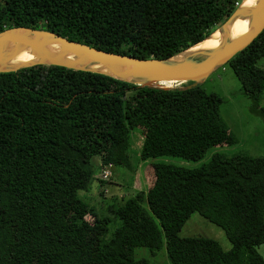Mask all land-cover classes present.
<instances>
[{
    "label": "trees",
    "instance_id": "1",
    "mask_svg": "<svg viewBox=\"0 0 264 264\" xmlns=\"http://www.w3.org/2000/svg\"><path fill=\"white\" fill-rule=\"evenodd\" d=\"M237 1L0 0V32L45 30L107 53L165 59L213 32ZM262 58L264 30L225 65L264 121ZM221 104L200 85L140 88L55 66L0 74V264H149L137 248L152 256L164 248L170 264H264V156L215 153L194 169L154 162H196L235 145ZM134 130L139 159L151 160L146 188L98 214L78 193L104 186L95 176L106 167L130 168ZM194 213L222 229L230 249L180 236Z\"/></svg>",
    "mask_w": 264,
    "mask_h": 264
},
{
    "label": "water",
    "instance_id": "2",
    "mask_svg": "<svg viewBox=\"0 0 264 264\" xmlns=\"http://www.w3.org/2000/svg\"><path fill=\"white\" fill-rule=\"evenodd\" d=\"M238 20L247 22L242 34H234ZM263 30L264 0H241L229 17L201 41L165 59L140 60L72 42L49 31L14 27L0 32V74L55 66L140 88L187 90L203 84ZM211 39L217 40L215 46L206 45ZM167 83L171 86H165Z\"/></svg>",
    "mask_w": 264,
    "mask_h": 264
},
{
    "label": "rangeland",
    "instance_id": "3",
    "mask_svg": "<svg viewBox=\"0 0 264 264\" xmlns=\"http://www.w3.org/2000/svg\"><path fill=\"white\" fill-rule=\"evenodd\" d=\"M257 66L264 69V58L258 62ZM200 88L206 93H215L222 98L220 114L228 129L235 136L236 144L230 147L211 148L201 160L196 162H188L176 157H159L154 162H163L194 169L207 163L215 153L224 157H231L235 154H243L250 157L264 156V121L250 113L251 101L242 94L241 85L230 67L224 65L219 68L200 85ZM261 104H264V93ZM140 136L139 131L134 130L129 137V147L126 150V155L131 164L130 168L119 167L113 169L109 173L104 186L94 181L88 192L82 194L81 192L84 191H80L78 193L79 198L83 201L86 199L87 204L94 207L98 214L109 205L118 206L122 204L124 198L134 196L138 190H145L144 169L151 160L141 161L139 159ZM93 164L97 166L98 161ZM100 173L98 172L95 176V180L104 179ZM144 208L146 209L145 205ZM118 226L119 221L117 220L110 224L106 237ZM179 235L182 237L210 238L217 241L224 250H228L231 247L222 229L196 213L192 214L188 219ZM257 251L264 258V244L259 246ZM135 255L138 259H147L149 264H170L164 248L157 252L155 256H152L145 248H137Z\"/></svg>",
    "mask_w": 264,
    "mask_h": 264
},
{
    "label": "bare ground",
    "instance_id": "4",
    "mask_svg": "<svg viewBox=\"0 0 264 264\" xmlns=\"http://www.w3.org/2000/svg\"><path fill=\"white\" fill-rule=\"evenodd\" d=\"M250 0H246V2L248 3ZM247 28V22H245L244 20H238L235 24H234V34H242ZM217 44V40L216 39H211L210 41H208L206 43L207 46H215Z\"/></svg>",
    "mask_w": 264,
    "mask_h": 264
},
{
    "label": "clouds",
    "instance_id": "5",
    "mask_svg": "<svg viewBox=\"0 0 264 264\" xmlns=\"http://www.w3.org/2000/svg\"><path fill=\"white\" fill-rule=\"evenodd\" d=\"M241 2V1H240ZM239 2V3H240ZM239 3H238V1L237 2H235V7L236 6H238L239 5ZM111 171H113V169L112 168H110V167H106V168H104V169H102L100 172V175L102 176V177H104V179H101L102 181H104V182H107V179H108V175H109V173L111 172ZM105 174H107V175H105Z\"/></svg>",
    "mask_w": 264,
    "mask_h": 264
},
{
    "label": "built area",
    "instance_id": "6",
    "mask_svg": "<svg viewBox=\"0 0 264 264\" xmlns=\"http://www.w3.org/2000/svg\"><path fill=\"white\" fill-rule=\"evenodd\" d=\"M105 175H107V174H105Z\"/></svg>",
    "mask_w": 264,
    "mask_h": 264
}]
</instances>
